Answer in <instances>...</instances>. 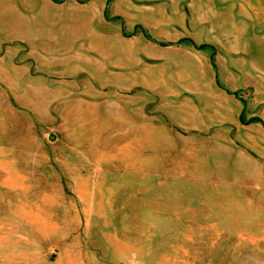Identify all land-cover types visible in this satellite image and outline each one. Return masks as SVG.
<instances>
[{
	"label": "rangeland",
	"instance_id": "374dc122",
	"mask_svg": "<svg viewBox=\"0 0 264 264\" xmlns=\"http://www.w3.org/2000/svg\"><path fill=\"white\" fill-rule=\"evenodd\" d=\"M0 264H264V0H0Z\"/></svg>",
	"mask_w": 264,
	"mask_h": 264
},
{
	"label": "crops",
	"instance_id": "0c3cea01",
	"mask_svg": "<svg viewBox=\"0 0 264 264\" xmlns=\"http://www.w3.org/2000/svg\"><path fill=\"white\" fill-rule=\"evenodd\" d=\"M145 68H146V72L148 73V70H147V68H148V67H147V66H145Z\"/></svg>",
	"mask_w": 264,
	"mask_h": 264
}]
</instances>
